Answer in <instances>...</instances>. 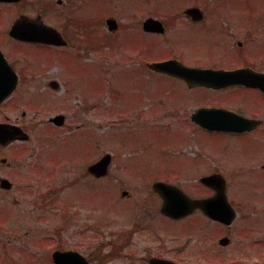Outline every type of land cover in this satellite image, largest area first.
Returning <instances> with one entry per match:
<instances>
[{
  "label": "rangeland",
  "instance_id": "obj_1",
  "mask_svg": "<svg viewBox=\"0 0 264 264\" xmlns=\"http://www.w3.org/2000/svg\"><path fill=\"white\" fill-rule=\"evenodd\" d=\"M44 1L52 2L45 21L56 24V0ZM38 2L0 4V49L12 63L38 67L21 68L23 79L8 108H0V120L5 114L29 133L28 141L6 154L13 166L8 174L13 188L0 192V264H51L48 252L54 248L86 255L96 249L99 231L106 234L102 239L115 241L118 231L132 223L140 229L132 235L130 248L134 256H142L159 238L152 220L171 232L162 241L170 254L181 255L184 264H259L258 259L247 258L245 247L249 238L264 239V171L258 167L264 160V132L259 133L263 139L258 132H209L185 119L204 99L230 106L247 94L243 88L191 91L179 80L149 71L143 64L151 57L182 54L186 60H198L211 46L195 33L149 36L142 32L141 22L192 5L212 13L243 14L242 19L247 13L260 17L264 0H86L79 14L102 22L112 16L118 32L108 31L103 23L96 27L98 43L88 47L73 40L67 47L42 51L13 40L7 31L20 13L35 16ZM236 23L241 26L232 29L235 46L244 40L245 27L243 20ZM154 41L145 52V43ZM23 51L35 58L27 59ZM26 73L33 75L27 79ZM49 79H57L59 89L45 85ZM57 113L65 115L62 127L47 121ZM104 152L112 155L109 174L98 181L86 177L87 164ZM212 171L227 179V193L237 211L230 226L207 221L205 225L199 213L174 223L154 216L153 206L141 204L148 200L154 205L150 184L157 179L155 174L177 173L170 182L192 196H202L206 190L198 178ZM51 188L54 195L48 193ZM123 189L128 196H120ZM222 236L230 238L229 245L219 244ZM260 262L264 264V257ZM141 263L145 262L118 260Z\"/></svg>",
  "mask_w": 264,
  "mask_h": 264
},
{
  "label": "flooded vegetation",
  "instance_id": "obj_2",
  "mask_svg": "<svg viewBox=\"0 0 264 264\" xmlns=\"http://www.w3.org/2000/svg\"><path fill=\"white\" fill-rule=\"evenodd\" d=\"M76 2H77V5H75ZM84 2H86V0H79V1L78 0H56L57 9H54V16L57 18L56 24H50L46 22L44 19V16L48 15V13L51 11V8H52V2L50 3L49 1L39 0L38 4L40 8H39L38 13L35 16L29 17L30 19H36L37 17H39L41 18V20L44 21V23L51 25L56 30V33H60V35L68 42L67 45L44 44V43H39V42H25V41H18V42L26 44V45H31L39 49L40 51L47 50V48L48 49L52 48V50L53 49L56 50L58 48L67 47L70 44V42L72 43L74 37L82 36L84 38H87L90 36L91 33L97 35L99 32L97 31L96 27H100L103 23L107 27L108 18L105 17L106 16L105 15L104 16L105 21L102 22L101 21L102 19H99V20L93 19L89 17L87 13H84L83 15L79 14L78 9L81 8ZM200 7L203 10V12L200 14H193V13H186V12H180V13L171 12V13L164 14L163 18L156 17V16H147V18L158 19L162 23L164 27V31L163 33H157V32H150V31L143 30V21L146 17L141 22V30L147 35L152 36V37L158 36V35H161V36L171 35L174 37L176 35V36L182 37L186 33H195L201 37H204V39H206L207 41L206 42L207 45L211 46V49L207 51V56L202 59L186 60L181 54L180 57H176L173 55H167L157 60H165V59L175 57L181 60L184 64L189 65V66L208 67V68H214V69H221V68L222 69H233V68L246 69L244 85L233 84V85H230L224 88H218V89L204 87V86H198V87H193V88L186 87L191 91L198 89V88H204L210 91H218V90H224V89L238 91L236 88H243L247 94V97L243 98V100L241 102H238L236 105L232 104L230 106L221 104L219 100L204 99L197 103L198 105L188 113L185 119L188 118V120L190 121V124H194L198 126L199 128H202L200 125L193 123L191 121L190 115L192 111L200 107H221V108L229 109L239 115H242V116H245L247 118H251L254 120L253 125H252L253 128L250 130L239 132V133H234V132H225V133L243 134L246 132H258V136H260L259 133L264 132V77L259 76L257 73L264 74V16L256 17L254 15L251 16L249 13H247V15L244 16L245 19H242L241 17L243 14L238 16V15H229V14H225L222 12L212 13V12H207L206 9L202 7L201 5ZM65 12H69V14H66ZM237 17L239 18L237 19ZM109 18H112V17H109ZM113 19L116 22L115 24L116 29L114 33H117L118 32V21L116 18H113ZM241 20L244 21V25H245L243 33H242L244 36V40L243 41L238 40L237 46H235L232 41V38L236 32L233 34L232 29L234 25L235 27L239 28L241 25H238L236 21L241 22ZM107 30H108V27H107ZM110 32H113V31H110ZM167 41L177 44L175 42V39L173 40L168 39ZM20 53H22V55H24V57H26L27 59L35 58L33 54L26 52V51H23ZM9 63L18 73V76H19L18 84L22 77L21 68L22 70H30V68L32 69L38 68V67H34L30 63L29 64L27 63L24 64V62H18V63L13 62L12 63L11 61H9ZM252 71H255L257 73H254ZM26 75H27L26 78L28 79L29 76L32 77L33 73H26ZM171 78H174V77H171ZM174 79L179 80L181 83L183 82V84H185V82L182 81L181 79H177V78H174ZM50 80L58 81L57 79H49L47 80L45 85L49 86L48 84H50L49 83ZM9 100H10V96H8L5 100L2 101V103H0V108H4V109L8 108ZM6 118H9V117L4 114L3 120H0V121L9 120ZM202 129L209 131V132H214L206 128H202ZM15 145H18V144L16 142H13L6 146H0V178L2 177L7 178L10 172V169L13 167L11 162H9L8 160L2 161V158H7L6 154L9 152V149ZM263 159L264 157L261 160ZM255 167L256 166H254V168ZM258 167L260 170L264 171V160L258 165ZM215 173H221V172L219 171L218 172L212 171L210 173L205 172V174L203 175H211ZM174 174H177V173L166 174V175L155 174L154 177L157 179L151 182L150 184V192L153 197L154 205L152 204L151 201H148V200H143L141 204L146 207L153 206L152 214H155L154 216L165 218L174 223H177V221L187 222V218H189L193 214L192 215L190 214L189 216L187 215L179 219H171L170 217L163 214L162 209H161L162 202H163L162 197L161 195H159L158 191L153 188V184L155 183V181L157 182L165 181L168 183H172L169 181L170 180L169 177ZM222 177L224 178V182H225L224 189L226 191L227 198L230 201V203L233 204V202L231 201L227 193L229 190L227 189V185H228L227 179L223 174H222ZM96 179H100V178H96ZM200 184L203 186L201 188L205 189L206 192L202 194V196H196V197H208V196H213L215 194V190L213 188H210L208 185L203 184L201 182ZM52 189L53 188H51V190L48 191L50 195L55 194L54 190ZM0 190H1L0 192L10 191V190H3V189H0ZM123 191L127 192V190L123 189L120 192L121 197H126L129 195V193L123 194ZM185 192L187 191L185 190ZM135 207L136 206H132V207L124 206V208H133V209ZM118 212L126 213L130 211L118 209ZM195 213L201 214L205 218V222L207 221L208 223H210V220L206 218V216H204L201 211H197ZM128 216L132 217V215H128ZM211 223H217V222L211 220ZM218 224L219 223H217V225ZM220 225L222 226V224ZM152 226L154 227V229L157 230L154 232L156 233V235L159 236V238H158V241L151 248L144 250V253L142 254V256H134V252L130 248L133 245V241H130L132 238V235H134V233H136V231L140 229V226L138 225V223H132V225L129 228L119 230L115 241H113V239H107V238L102 239L103 235H105L106 237V234L99 231L98 235H96V238H98V242L95 244L97 245L96 249H93V250L89 249L88 252H86V255L84 256L86 257L87 261L90 264H113L114 262L118 264V260L130 261L134 259H139L145 262L141 264H153L152 260H156V259H162V260L166 259V260L173 261L177 264H184L180 260L181 255L170 254V252L165 247L166 243L162 241L165 237V234L168 235L171 232L167 231L166 229L165 230L160 229L153 220H152ZM126 238L127 240H125ZM263 242H264V239L260 237L258 238L257 236H254L253 238L248 239V242L245 247L248 259H251V258L258 259L259 264L261 263L260 259L264 255L263 245H262ZM48 257H51V254H48ZM49 261H50V258H49ZM50 263L53 264L52 261H50Z\"/></svg>",
  "mask_w": 264,
  "mask_h": 264
},
{
  "label": "water",
  "instance_id": "obj_3",
  "mask_svg": "<svg viewBox=\"0 0 264 264\" xmlns=\"http://www.w3.org/2000/svg\"><path fill=\"white\" fill-rule=\"evenodd\" d=\"M185 12L193 14L201 13L200 9L196 7L187 8ZM107 23L110 29L116 27L113 19H109ZM144 29L146 31H163L161 23L153 18H147L144 21ZM9 33L16 39L21 40L56 44L65 43L51 26L42 25L41 21H38V23L29 22L25 17L21 18V20L17 19ZM147 65L155 71L169 73L170 75L185 80L190 87L205 85L218 88L233 83H245V71L242 69L232 71L201 69L185 66L176 59L151 62ZM17 79L16 73L0 52V102L13 91ZM50 84L53 86L56 85L54 81L50 82ZM63 118V115H56L51 120L60 125L63 123ZM191 118L201 126L213 130L243 131L252 128L253 125V120H248L230 111L217 108H200L192 114ZM27 138L28 135L18 126L0 123V144H6L16 139L25 140ZM109 163L110 155L106 154L98 162L89 166L88 170L96 176H101L107 172ZM200 181L213 187L216 190V194L208 198L195 199L187 196L180 189L173 186L156 183L155 187L161 191L164 199L162 211L172 218H180L192 213L195 209H201L210 218L230 224L235 216V212L226 198L222 177L214 174L204 176ZM1 186L9 188L10 182L7 179H1ZM227 242V238L220 240L222 244ZM53 260L56 264H88L84 257L76 251L71 250L54 251ZM152 263L176 264L162 259L152 260Z\"/></svg>",
  "mask_w": 264,
  "mask_h": 264
}]
</instances>
